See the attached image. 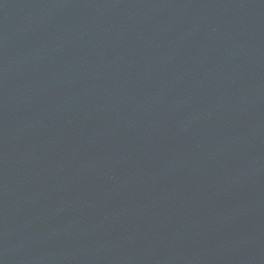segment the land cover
Masks as SVG:
<instances>
[{"label": "water", "instance_id": "water-1", "mask_svg": "<svg viewBox=\"0 0 264 264\" xmlns=\"http://www.w3.org/2000/svg\"><path fill=\"white\" fill-rule=\"evenodd\" d=\"M0 264H264V0H0Z\"/></svg>", "mask_w": 264, "mask_h": 264}]
</instances>
